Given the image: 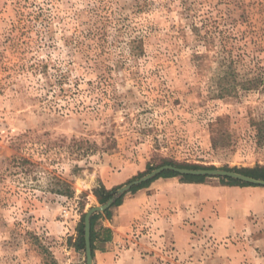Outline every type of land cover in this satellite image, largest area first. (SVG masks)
I'll return each mask as SVG.
<instances>
[{
  "label": "rangeland",
  "instance_id": "rangeland-1",
  "mask_svg": "<svg viewBox=\"0 0 264 264\" xmlns=\"http://www.w3.org/2000/svg\"><path fill=\"white\" fill-rule=\"evenodd\" d=\"M263 77L264 0H0V264H87L103 174L119 190L168 164L263 168ZM188 223L184 249L147 223L131 242H156V264L243 247Z\"/></svg>",
  "mask_w": 264,
  "mask_h": 264
},
{
  "label": "crops",
  "instance_id": "crops-1",
  "mask_svg": "<svg viewBox=\"0 0 264 264\" xmlns=\"http://www.w3.org/2000/svg\"><path fill=\"white\" fill-rule=\"evenodd\" d=\"M102 176L107 189L127 179L119 173ZM110 210L109 218L104 215L96 222L97 231L108 229L111 234L106 242H96L93 264H156L157 244L174 241L180 249L188 246L190 218L198 224L209 222L218 240L243 236L242 248L233 246L229 255L221 251L214 257L215 263L264 264V235L258 229L263 228L264 187H220L160 178L147 188L125 194L122 204ZM252 215H260L258 226ZM146 223L158 243L151 244L148 236H143L133 244V230H143Z\"/></svg>",
  "mask_w": 264,
  "mask_h": 264
},
{
  "label": "water",
  "instance_id": "water-1",
  "mask_svg": "<svg viewBox=\"0 0 264 264\" xmlns=\"http://www.w3.org/2000/svg\"><path fill=\"white\" fill-rule=\"evenodd\" d=\"M165 172H173L182 177H216L223 179H232L235 181H240L245 184H251L258 187H264V180L256 179L247 175H243L237 172L224 171L219 169H187L180 168L173 165H164L161 166L151 173L145 175L144 177L131 181L126 186L117 190L114 198H119L122 195H125L135 186L147 183L156 177L162 175ZM114 199L111 198L106 204H101L98 207L91 209L85 216L84 219V239H85V250H86V259L87 264H93V251L91 246V218L98 213H105L107 210H110L113 206Z\"/></svg>",
  "mask_w": 264,
  "mask_h": 264
},
{
  "label": "trees",
  "instance_id": "trees-1",
  "mask_svg": "<svg viewBox=\"0 0 264 264\" xmlns=\"http://www.w3.org/2000/svg\"><path fill=\"white\" fill-rule=\"evenodd\" d=\"M225 52H227V54H230L229 51H225ZM233 64H234L233 61H231L230 65H229V68H228V65H227L228 69L225 72V77H227V78L228 77L235 78L236 74L233 71L234 69L232 70V67H233L232 65ZM256 81H257L256 79H252L249 82L247 81V83H249L251 85H255V84H258ZM263 84H264V77H263ZM168 165H173V166H176V167L187 168V169H214V168H199V167L180 166V165H175V164H168ZM246 175L254 177L256 179L264 180V167L260 168V169H257L255 171H252L250 173H247ZM178 176L179 175H177L176 173H173V172H165L162 175H160V176L156 177L155 179H153L151 182H149L147 184H144L143 186H141L139 188L132 189L131 192H136V191H138L140 189L147 188V187H149L151 185V183H153L157 179H160V178H176ZM184 179H186L185 183L203 184L205 182V180L207 179V177H187V176H185ZM222 184L225 185V186H231V187H258V186H255V185L245 184V183H242L240 181H234V180H230L228 183L222 182ZM117 190H118V188H113L111 190H108L104 185H101L98 188L94 189L93 192H94L95 197L98 198L99 202L102 205L106 204L111 198H113L114 199V203H113L112 208H114V207H118V206H120L122 204L123 198L125 196V195H122L119 198H114L115 195H116ZM105 214L109 218L111 216V210H107L105 212ZM99 216L100 215H94L91 218V246H92L93 256H94V250L96 249V242L97 241L106 242L109 239L110 234H111L110 230H108V229H104L103 232L97 231L96 222H97L98 219H100ZM84 218H85V216L82 219V223L84 222ZM83 235H84V232L82 230L80 232L81 241H82V244H83L82 248H83V246L85 247L84 241H83Z\"/></svg>",
  "mask_w": 264,
  "mask_h": 264
}]
</instances>
